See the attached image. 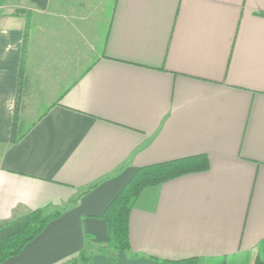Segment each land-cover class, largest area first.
Here are the masks:
<instances>
[{
    "label": "crops",
    "instance_id": "1",
    "mask_svg": "<svg viewBox=\"0 0 264 264\" xmlns=\"http://www.w3.org/2000/svg\"><path fill=\"white\" fill-rule=\"evenodd\" d=\"M76 1L101 24L106 0ZM26 18L0 14V221L61 213L1 264L110 257L101 214L135 172L199 154L207 169L139 194L129 253L213 264L264 252V0H113L101 52L78 78L74 44L42 31L64 21L37 23L20 113L30 128L10 143ZM28 103L43 108L31 120Z\"/></svg>",
    "mask_w": 264,
    "mask_h": 264
},
{
    "label": "trees",
    "instance_id": "2",
    "mask_svg": "<svg viewBox=\"0 0 264 264\" xmlns=\"http://www.w3.org/2000/svg\"><path fill=\"white\" fill-rule=\"evenodd\" d=\"M32 2L35 4L36 8L39 9H45L47 4V0H32ZM24 40L17 76L16 99L10 125V143H15L20 140L30 128L20 117V113L24 109L22 96L28 87V79L25 75L23 63ZM207 167L208 161L203 154L140 167L101 214V218L105 220L108 226L111 249L116 254L118 251H124L129 257L140 256L130 255L129 253L128 216L137 197L143 189L158 185L166 180L183 174L203 171L207 169ZM60 213L61 210L44 211L42 209H36L24 215H14L10 219L0 221V264L11 257L19 255L23 248L37 237L44 230L46 225L57 218ZM99 253H103V248L99 250ZM78 256L81 257L85 263L90 264L93 255L88 256L86 255V251H81ZM242 260L244 261L238 264H264V252L261 254L257 253L252 263H248L245 259ZM158 261L166 264H202L197 257ZM213 264H226L225 258Z\"/></svg>",
    "mask_w": 264,
    "mask_h": 264
},
{
    "label": "rangeland",
    "instance_id": "3",
    "mask_svg": "<svg viewBox=\"0 0 264 264\" xmlns=\"http://www.w3.org/2000/svg\"><path fill=\"white\" fill-rule=\"evenodd\" d=\"M62 4L64 5V10L61 13V16L58 15L57 12L53 11L56 4H60L59 0H50L49 7L41 12H36L35 14L31 12V8L35 5L32 0H0V14H4L8 12L9 10L12 11V13L17 14L21 13L26 18V24H25V40H24V56H23V63L24 58H26V53L31 55V61H34V58L36 57V43L38 42V33L40 27H37L38 24H47L50 25L51 20H63V24H59L58 21L56 22L57 25L52 27L43 29L45 34H47L49 37H52L56 39L59 44L64 47L63 41H68L70 44V47L74 44L75 50V76L78 78V76L95 60V58L100 54L102 42H103V34L105 32L106 28V16L107 18V24L110 18L111 14V8L113 0H106L104 2V10H102V14L100 16L101 24H96L93 22V19L89 18V16L93 13H85L83 9V6L80 7L78 2L76 0H61ZM88 14V15H87ZM83 18L84 19H90L92 21L91 24L86 23L83 25ZM70 22H69V21ZM88 20V21H90ZM98 20V19H96ZM73 21L74 23H72ZM98 22V21H97ZM70 25L67 27V25ZM71 25H74V27ZM44 27V26H43ZM102 30V36L100 37L99 31ZM73 43V44H72ZM38 44V43H37ZM34 45V46H33ZM67 46V43H65ZM33 46V47H32ZM32 47V48H31ZM31 48L30 52L29 49ZM32 52V54H31ZM71 52V51H70ZM69 55H72L70 53ZM25 69V64H24ZM29 99V98H28ZM27 109L25 111V115L28 119L31 120L36 118L40 112L43 110L41 107H33L31 104H27ZM25 117V116H24ZM259 254V252H255V254L249 253L247 257H245V261L248 263H252L255 256ZM86 255L90 256L89 253L86 252ZM116 253L113 251L111 256L112 260L116 258ZM131 255V254H130ZM242 256L234 257L232 259H225L226 264H238L242 263L244 260H241ZM65 264H88L85 263L81 257L77 256L70 261L66 262ZM91 264V263H90Z\"/></svg>",
    "mask_w": 264,
    "mask_h": 264
},
{
    "label": "water",
    "instance_id": "4",
    "mask_svg": "<svg viewBox=\"0 0 264 264\" xmlns=\"http://www.w3.org/2000/svg\"><path fill=\"white\" fill-rule=\"evenodd\" d=\"M91 264H166L147 256L129 257L124 251H118L112 260L104 253H97L91 257Z\"/></svg>",
    "mask_w": 264,
    "mask_h": 264
}]
</instances>
